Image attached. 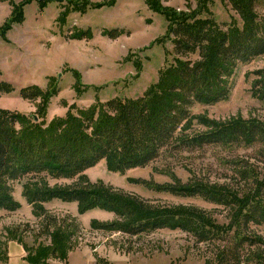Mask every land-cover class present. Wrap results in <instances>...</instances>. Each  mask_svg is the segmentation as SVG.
Instances as JSON below:
<instances>
[{
	"label": "rangeland",
	"instance_id": "1",
	"mask_svg": "<svg viewBox=\"0 0 264 264\" xmlns=\"http://www.w3.org/2000/svg\"><path fill=\"white\" fill-rule=\"evenodd\" d=\"M258 11L264 14L263 6ZM13 12L21 20L0 34V83L12 87L0 90V109L20 113L28 125L41 127L69 115L77 121L86 110L114 98H137L150 92L166 99L167 80L182 57L175 53L169 33L175 16L214 18L223 27L243 24L229 0H0V27ZM113 29L119 30L116 38L106 34ZM182 58L195 60L198 56ZM263 67L264 54L240 63L229 97L215 104L195 103L180 133L193 137L215 124L248 119L264 122V98L252 90L255 72ZM28 85H38L49 94L24 99L20 91ZM16 126L20 128V124ZM255 152V147L210 144L164 149L148 165L125 172L103 159L81 177L58 179L42 174L13 181L20 207L0 209V264H7L11 250L17 260L14 264H218L217 251L226 243L221 239L198 242L180 228L130 235L109 227L122 220L113 211L82 209L77 201L58 198L40 203L44 216L27 194L40 184L57 187L98 182L162 209L197 208L223 226L229 222L224 207L200 196L157 190L154 185L173 182L175 177L183 183H233L234 161L253 162ZM54 220L57 228L52 225L47 233L46 222ZM251 228L264 239V225ZM22 252L26 261L18 258Z\"/></svg>",
	"mask_w": 264,
	"mask_h": 264
},
{
	"label": "trees",
	"instance_id": "2",
	"mask_svg": "<svg viewBox=\"0 0 264 264\" xmlns=\"http://www.w3.org/2000/svg\"><path fill=\"white\" fill-rule=\"evenodd\" d=\"M229 2L242 18V26L223 27L214 18L185 14L171 19L169 33L173 36L175 53L180 57L197 54L198 58L178 59L167 80L164 100L150 92L137 98H114L86 110L77 121L69 115L45 127L28 125L24 115L0 109V209L20 207L12 182L27 176L81 177L103 159L111 160L115 169L125 172L148 165L164 149H190L208 144L255 147V161H234V184L183 183L175 177L173 182L154 185L157 190L179 196H200L224 207L229 222L223 226L214 222L208 212L197 208L162 209L98 182H74L57 187L40 184L27 195L44 216L46 211L41 202L54 198L77 201L82 209L101 207L113 211L122 220L112 222L109 227L130 235L180 228L198 242L225 241L216 254L218 264L251 261H254L251 264H264V239L251 228V225H264V122L248 119L215 124L193 137L180 133L183 124L191 118L195 103L215 104L227 99L238 65L264 54V14L258 11L259 6L264 8V0ZM20 20L13 12L0 27V34ZM106 34L116 38L119 30H108ZM255 76L253 93L264 98V67ZM2 89L10 91L12 87L0 83ZM20 94L24 99L35 100L46 98L49 93L38 85H28ZM45 225L49 233L50 226L57 228V220Z\"/></svg>",
	"mask_w": 264,
	"mask_h": 264
},
{
	"label": "crops",
	"instance_id": "3",
	"mask_svg": "<svg viewBox=\"0 0 264 264\" xmlns=\"http://www.w3.org/2000/svg\"><path fill=\"white\" fill-rule=\"evenodd\" d=\"M24 256H25V253L24 252H22L21 254H19V256H18L19 260L26 261V260L23 259ZM16 261H17L16 260V257L13 254V251L11 250L9 259L7 261V264H14Z\"/></svg>",
	"mask_w": 264,
	"mask_h": 264
},
{
	"label": "water",
	"instance_id": "4",
	"mask_svg": "<svg viewBox=\"0 0 264 264\" xmlns=\"http://www.w3.org/2000/svg\"><path fill=\"white\" fill-rule=\"evenodd\" d=\"M56 1H63V0H56Z\"/></svg>",
	"mask_w": 264,
	"mask_h": 264
}]
</instances>
